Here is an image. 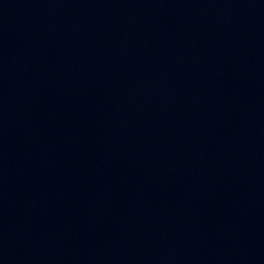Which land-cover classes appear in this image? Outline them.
<instances>
[{"label":"water","instance_id":"1","mask_svg":"<svg viewBox=\"0 0 264 264\" xmlns=\"http://www.w3.org/2000/svg\"><path fill=\"white\" fill-rule=\"evenodd\" d=\"M0 264H264V240L149 193L0 163Z\"/></svg>","mask_w":264,"mask_h":264}]
</instances>
